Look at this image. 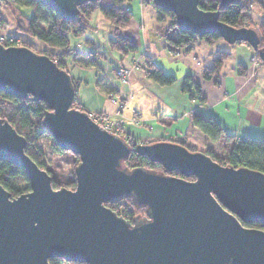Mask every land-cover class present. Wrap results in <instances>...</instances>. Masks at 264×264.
<instances>
[{"label": "water", "instance_id": "95a60500", "mask_svg": "<svg viewBox=\"0 0 264 264\" xmlns=\"http://www.w3.org/2000/svg\"><path fill=\"white\" fill-rule=\"evenodd\" d=\"M7 2L8 0H2ZM74 21L79 6L97 0H38ZM173 12L180 29L245 42L264 63L254 28H236L205 11L200 0H151ZM233 0H221V8ZM0 90L44 101L43 126L56 144L79 157L76 187L54 189L52 176L26 153L27 139L0 119V159L22 166L31 191L12 198L0 184V264H264V172L224 166L203 150L169 140L138 143L135 151L166 171L124 165L132 146L74 107L71 74L48 55L0 42ZM133 198L147 216L132 223L106 204Z\"/></svg>", "mask_w": 264, "mask_h": 264}, {"label": "trees", "instance_id": "16d2710c", "mask_svg": "<svg viewBox=\"0 0 264 264\" xmlns=\"http://www.w3.org/2000/svg\"><path fill=\"white\" fill-rule=\"evenodd\" d=\"M130 1L132 0H97L95 2L84 3L79 6V14L74 21L66 20L57 15L42 1L8 0L7 2H3L14 16L17 31L42 41L47 46V50L37 51L28 43L23 45L39 53L48 55L61 69L68 71V62L71 61L75 66L96 71L99 74L96 81L98 91L107 98L112 99L118 97L119 90L112 80L105 75L100 63V60L104 56L103 53L98 50L84 52L77 48H72L70 39L72 36L80 37L85 34L86 30L90 28L92 14L98 10L111 24V48L122 55L135 52L138 48L137 43L127 34L132 20V12L128 7V2ZM149 2L152 3L151 0ZM256 4L264 9V0H233L224 8L220 7L221 0H200L199 7L205 11H219L220 20L230 26L256 29L261 37V47H264V18L259 23H255L252 20L251 11ZM154 7L157 10L158 26L156 30L160 37L166 41L168 49L174 54L181 49L188 52L194 43L199 40L210 45L224 41L218 34L197 36L183 31L178 26L176 16L173 12L165 11L155 5ZM86 43L92 45L90 39H86ZM5 45H17V41L15 39L8 40ZM228 58V52L223 50L217 51L212 64L204 69L202 73L203 78L205 80H212L217 77ZM142 67L146 76L161 86H172L177 82L176 77L165 74L148 56L145 57ZM74 83L78 88L79 81L74 80ZM181 90L191 100H197L200 104L205 103L201 86L192 76H186L183 79ZM74 107L85 110L76 102ZM47 110H49V106L44 101H32L30 97L19 99L0 90V119L8 120L19 134L26 137L28 141L26 147L27 155L41 169L46 170L52 176L53 188L59 189L63 185L55 179L53 171L46 168V162L43 159L44 153L39 144V140L42 137H50L52 139L51 146L55 153L63 155L67 152L56 144L50 133L43 126L44 114ZM192 124L200 132L205 134L211 143L224 145H222V150L215 149L213 146L205 150V153L214 161L224 166H233L236 168L245 167L264 172V139L240 137L241 142H237L238 136L229 134L215 118L206 117L201 113H195L193 115ZM113 132L121 135L132 146L130 156L124 163L125 166L129 168L144 167L149 170L162 171L166 175L182 177L187 180L195 179L194 177H184L177 171H166L159 163L152 162L148 157L139 155L135 151V146L138 143H151L154 141L137 142L131 139L129 134H124L122 130H114ZM160 140L164 139L155 141ZM170 141L181 143L191 151L197 150L195 146L188 144L187 141ZM78 161L79 157L74 155L73 169L71 172L72 178L68 175L69 177L63 180L66 181L65 187L68 189H75L76 187L75 167ZM0 184L11 194L12 198L31 191L30 180L25 174L24 168L7 159H0ZM106 205L127 219L133 217L136 209H144V206L137 204L133 198H126ZM244 226L264 231V224L252 223L244 224ZM49 262L50 264L66 263L60 258L50 259Z\"/></svg>", "mask_w": 264, "mask_h": 264}, {"label": "crops", "instance_id": "0c3cea01", "mask_svg": "<svg viewBox=\"0 0 264 264\" xmlns=\"http://www.w3.org/2000/svg\"><path fill=\"white\" fill-rule=\"evenodd\" d=\"M128 7L132 20L127 34L137 43L135 52L122 55L111 48V24L98 10L92 14L90 28L85 34L71 37L72 48L103 53L100 63L105 75L119 90L118 97L107 98L96 87L99 77L96 71L80 68L69 61L68 71L75 81H79L76 103L89 113L110 115L123 133L137 142L182 140L199 149L202 145L201 149L205 151L212 143L193 126L195 113L215 118L229 134L264 139V64L251 46L245 43L230 45L225 41L210 45L199 40L188 52L181 49L174 54L156 30L154 5L148 0H132ZM12 36L21 38L37 51L47 50L42 41L28 34L13 33ZM86 39H90L92 45L87 44ZM222 50L229 53V58L220 74L205 80L204 69L212 64L216 52ZM147 56L165 74L176 77L177 82L165 87L149 79L142 67ZM130 65L138 68L127 81L116 77L118 68ZM186 76H192L200 84L204 104L191 100L182 92L181 84Z\"/></svg>", "mask_w": 264, "mask_h": 264}, {"label": "rangeland", "instance_id": "374dc122", "mask_svg": "<svg viewBox=\"0 0 264 264\" xmlns=\"http://www.w3.org/2000/svg\"><path fill=\"white\" fill-rule=\"evenodd\" d=\"M252 9H253L251 11L252 20L255 19V21L253 20L255 23L261 22L262 19L264 18V11L261 10L260 7H258L257 5H254ZM13 33H15V35H17L19 33L16 29L14 16L12 15L11 10L6 6V4L2 0H0V37H2L4 39V41L15 39L17 41V45L26 44L25 41L22 40L21 38H16L15 36H12ZM116 71H115V75H116V77H118L116 74ZM118 78L122 79L123 81H127L130 77L128 79H124L121 77H118ZM94 113H96V112H94ZM102 114H105V113H102ZM108 116L111 117L110 115H108ZM114 124H115V122H114ZM114 128L116 130H119V131L122 130V129H120V126L117 124L114 125ZM241 138L238 137L237 142H239L241 140ZM155 140H159V139H147V140H144L142 142L155 141ZM51 143H52V139L50 137H42L39 140V144H40L42 151L44 153L43 159L46 162V168H48L49 170H52L54 177L58 181V183H60L61 185H63V187H65L66 181H63V180H65V178H68L69 176L71 177V172H72L73 163H74V155L71 152H67L63 155H59V154L55 153L54 150L52 149ZM222 145L223 144H213L212 143V145H210L209 147L213 146V147H215V149L222 150L223 149L222 147L224 146V145L223 146ZM209 147H207V148H209ZM201 148H202V145H201L200 149L198 147H196L197 150H202ZM207 148H205V150ZM65 264H69V263L66 262Z\"/></svg>", "mask_w": 264, "mask_h": 264}, {"label": "built area", "instance_id": "2783aa9c", "mask_svg": "<svg viewBox=\"0 0 264 264\" xmlns=\"http://www.w3.org/2000/svg\"><path fill=\"white\" fill-rule=\"evenodd\" d=\"M142 2H145V1H142ZM0 42L6 43L7 41H4V39L0 37ZM256 56H257V53H256ZM135 68H138V66L137 65L123 66L117 69L116 74L118 77L128 79L130 75L133 73ZM122 108H123V105H122ZM90 116L95 122L99 123L105 129L110 130V131L116 130L114 128V125H115L114 122L108 115L102 114L101 112H96V113L93 112V113H90ZM239 142H241V140Z\"/></svg>", "mask_w": 264, "mask_h": 264}, {"label": "flooded vegetation", "instance_id": "af4514ba", "mask_svg": "<svg viewBox=\"0 0 264 264\" xmlns=\"http://www.w3.org/2000/svg\"><path fill=\"white\" fill-rule=\"evenodd\" d=\"M3 44H5V43H3ZM115 211V210H114ZM118 215H120L119 213H118ZM120 216H122V215H120ZM147 216V214H146V207L144 206V209L143 208H140V209H136L135 210V212H134V215H133V217H130V218H125L124 216H122V217H124L126 220H129V221H131L132 223L134 222V220H135V218H144V217H146Z\"/></svg>", "mask_w": 264, "mask_h": 264}]
</instances>
